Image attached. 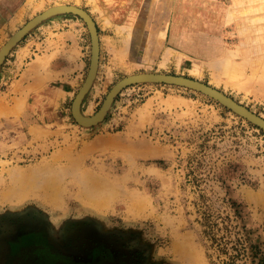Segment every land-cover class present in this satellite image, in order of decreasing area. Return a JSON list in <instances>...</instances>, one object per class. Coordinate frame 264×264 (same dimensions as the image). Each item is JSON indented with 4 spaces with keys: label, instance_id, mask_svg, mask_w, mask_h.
<instances>
[{
    "label": "rangeland",
    "instance_id": "1",
    "mask_svg": "<svg viewBox=\"0 0 264 264\" xmlns=\"http://www.w3.org/2000/svg\"><path fill=\"white\" fill-rule=\"evenodd\" d=\"M74 1L81 7L28 0L0 17V48L47 8ZM156 1L183 47L186 35L199 38L200 58L108 68L83 113L95 115L128 76L164 73L264 119V0ZM66 16L79 18L50 20ZM67 116L27 144L0 145L2 237L42 235L73 264H264V130L207 95L162 84L124 90L97 126Z\"/></svg>",
    "mask_w": 264,
    "mask_h": 264
},
{
    "label": "crops",
    "instance_id": "2",
    "mask_svg": "<svg viewBox=\"0 0 264 264\" xmlns=\"http://www.w3.org/2000/svg\"><path fill=\"white\" fill-rule=\"evenodd\" d=\"M27 1L4 0L0 17L7 20L16 17ZM159 2L80 1V6L91 13L97 24L101 44L97 78L82 109L97 102L108 68L144 63L145 60L159 67L168 57L172 61V55L182 59L183 67L200 56L195 53L200 50L199 38L186 35L183 47L173 18L161 15ZM70 5L78 4L74 1ZM66 17L38 26L12 50L3 64L0 71V145L27 144L33 139L26 142L32 132L49 130L50 126L55 131L66 124L67 112L72 110L74 99L86 81L92 57L89 30L80 24L79 18ZM163 29L165 38L160 35ZM24 234L23 230L22 236L2 237L0 232V264H35L34 256L52 264H73L56 252L44 236L25 238Z\"/></svg>",
    "mask_w": 264,
    "mask_h": 264
},
{
    "label": "water",
    "instance_id": "3",
    "mask_svg": "<svg viewBox=\"0 0 264 264\" xmlns=\"http://www.w3.org/2000/svg\"><path fill=\"white\" fill-rule=\"evenodd\" d=\"M62 15H74L84 20L88 27L92 41V58L89 73L84 85L77 94L72 105L73 117L79 125L83 127H93L105 121L109 111L111 110L118 96L124 90L130 87L144 84H162L184 87L207 95L210 98H213L214 100L218 101L228 109L232 110L239 116L253 123L260 129L264 130V119L262 117L258 116L257 114L250 111L248 108L237 103L234 99L228 97L221 91L205 83L188 77L164 73H139L122 79L111 88L109 94L104 100V103L95 115L90 117L84 116L82 112V105L96 80L100 63L101 44L98 27L93 18L86 10L72 5L56 6L49 8L45 12L36 16L33 20H30L14 36H12L0 51V71L12 50L24 38H26L28 34H30L34 29H36L38 26L42 25L46 21Z\"/></svg>",
    "mask_w": 264,
    "mask_h": 264
},
{
    "label": "bare ground",
    "instance_id": "4",
    "mask_svg": "<svg viewBox=\"0 0 264 264\" xmlns=\"http://www.w3.org/2000/svg\"><path fill=\"white\" fill-rule=\"evenodd\" d=\"M30 2V1H29ZM32 2H33V0H32ZM29 5H30V3H28ZM64 5H70V4H59V5H56V6H64ZM55 6V7H56ZM72 6H75V7H78V8H81V9H84V8H82V7H79L78 5H72ZM54 7V6H53ZM47 10H48V8H47ZM85 10V9H84ZM46 11V10H45ZM44 11V12H45ZM87 11V10H86ZM88 12V11H87ZM89 13V12H88ZM90 14V16L92 17V15H91V13H89ZM38 16V15H37ZM77 17V16H76ZM35 17H33V19H34ZM80 18V17H79ZM93 18V17H92ZM32 19V20H33ZM81 19V18H80ZM82 20V19H81ZM93 20H94V18H93ZM82 21H84V20H82ZM95 21V20H94ZM85 23V22H84ZM96 23V22H95ZM86 24V23H85ZM97 25V24H96ZM24 27V26H23ZM88 28V27H87ZM20 30V29H19ZM18 30V31H19ZM18 31H16V32H14L11 36H9L7 39H6V41H5V44L2 46V48L6 45V43L10 40V38L12 37V36H14ZM99 31V30H98ZM167 31V30H166ZM161 37L162 38H165V36H166V32L164 31V29L163 30H161ZM100 36V35H99ZM90 37H91V35H90ZM92 42V41H91ZM1 48V49H2ZM1 49H0V51H1ZM101 53V52H100ZM92 58V57H91ZM100 64V63H99ZM99 70V69H98ZM195 71H196V68L194 69ZM98 74V73H97ZM96 78H97V76H96ZM96 81V80H95ZM95 83V82H94ZM94 85V84H93ZM93 87V86H92ZM119 97V96H118ZM75 100V99H74ZM20 105V104H19ZM3 111V110H2ZM19 111V110H18ZM21 111V110H20ZM19 111V112H20ZM6 114V113H5ZM3 115V114H2ZM8 115V114H7ZM84 116H86L85 114H83ZM4 116V115H3ZM93 116V115H92ZM88 117H90V116H88Z\"/></svg>",
    "mask_w": 264,
    "mask_h": 264
}]
</instances>
